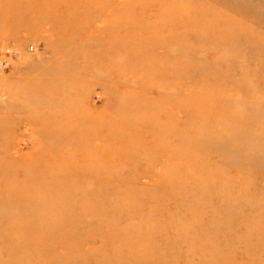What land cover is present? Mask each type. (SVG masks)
<instances>
[{"label": "rangeland", "instance_id": "rangeland-1", "mask_svg": "<svg viewBox=\"0 0 264 264\" xmlns=\"http://www.w3.org/2000/svg\"><path fill=\"white\" fill-rule=\"evenodd\" d=\"M23 1L0 264H264V0Z\"/></svg>", "mask_w": 264, "mask_h": 264}, {"label": "bare ground", "instance_id": "bare-ground-1", "mask_svg": "<svg viewBox=\"0 0 264 264\" xmlns=\"http://www.w3.org/2000/svg\"><path fill=\"white\" fill-rule=\"evenodd\" d=\"M45 1H48L49 2L50 0H45ZM23 2H24L23 0H1L0 1V7L2 8V10L0 11V16L3 17V15H4L3 11L6 8H9L10 9V7H12V6H13V8H11L10 11L11 10H14L15 11L16 10V9H14L15 7L16 8H19L20 7L22 9H29V6H27V4H23ZM25 2H28V1H25ZM10 11H8V13H10ZM26 11H28V10H26ZM6 12H7V10H6ZM8 13H6V14H8ZM15 15H16L15 17H17V18L20 17V14H15ZM21 17H24V15L21 14ZM21 27H23V26H21Z\"/></svg>", "mask_w": 264, "mask_h": 264}]
</instances>
